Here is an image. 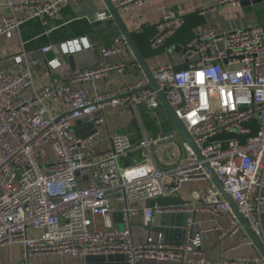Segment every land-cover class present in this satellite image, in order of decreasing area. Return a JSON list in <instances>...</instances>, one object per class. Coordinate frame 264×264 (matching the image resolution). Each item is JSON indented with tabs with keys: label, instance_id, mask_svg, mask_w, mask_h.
<instances>
[{
	"label": "built area",
	"instance_id": "1",
	"mask_svg": "<svg viewBox=\"0 0 264 264\" xmlns=\"http://www.w3.org/2000/svg\"><path fill=\"white\" fill-rule=\"evenodd\" d=\"M70 1L7 0L10 14L0 17V38L11 39L30 21L54 19ZM149 1L118 0L115 7L129 9ZM218 3L235 7L240 0ZM93 17L98 23L110 20L107 12ZM183 25L176 10L166 9L150 47L164 45ZM59 47L63 56L90 49L85 37L66 40ZM125 48L124 38L118 35L112 47L100 49L103 61L99 66L75 68L68 83L51 78L41 88L33 73L35 62L28 59L23 42L10 66L0 68V248L19 246V264L51 254L83 259L122 256L124 264H138L143 258L183 264H264L259 256L206 260L203 232L188 231L179 243L166 242L161 233L137 243L131 233L136 217L150 228L156 215L183 211L145 204L176 197L188 183L210 182L205 162L264 246L263 28L199 31L184 46L194 58L186 70L177 71L172 63L152 70L159 91L203 157L200 161L182 143V164L166 169L159 168L152 157L133 165L125 162L137 150L151 155L155 145L175 133L150 137L143 132L136 145L128 136L114 134L106 150L95 152L101 144L98 133L81 132L101 123L95 116L106 107H132L137 116V108L145 112L161 108L146 79L97 92L100 78L125 72L126 62L109 59ZM50 50L51 46H45L40 51L46 55ZM48 66L54 71L60 61L50 60ZM191 197L197 203H185L184 209L204 210L214 218L229 215L223 237L243 232L213 184ZM114 204L119 208L121 229L113 225ZM239 244L253 245L247 237Z\"/></svg>",
	"mask_w": 264,
	"mask_h": 264
},
{
	"label": "crops",
	"instance_id": "2",
	"mask_svg": "<svg viewBox=\"0 0 264 264\" xmlns=\"http://www.w3.org/2000/svg\"><path fill=\"white\" fill-rule=\"evenodd\" d=\"M84 1L82 5H79L76 0H71L61 8L54 19L46 23L38 20L30 21L11 39L1 37L0 51L3 60L0 62V68L10 66L13 56L20 51L21 42L25 43L28 59L35 62L33 73L39 88L48 85L51 78L68 83L75 68L93 69L99 66L103 61L99 53L100 49L112 47L114 39L121 34L114 25L108 23L109 21L106 23L97 22L98 25H94L96 24L93 21L95 13L87 16L90 11L94 10V6L97 7L98 12H107L101 0ZM112 1L115 5L118 0ZM6 2L7 0H0V17L10 14ZM218 2L219 0H151L139 7L122 9L120 15L152 71L157 66L166 63H172L176 67L186 66V64L193 62L194 58L188 55V52H183L181 48H184L199 31L213 29L222 32H234L256 27H261L264 31V0H259V2L240 0L239 5L235 7L228 3L219 4ZM168 8L177 11L184 19V25L164 45L151 48V41L158 35L157 25L160 23L164 11ZM80 37L86 38L90 49L63 56L59 44ZM45 46H51L50 52L46 55L40 51ZM53 59L60 61V67L54 71L48 66V62ZM109 59L114 63L122 60L126 62L127 68L122 75L112 73L96 81L97 92L115 91L128 83L145 79L127 45L120 55ZM137 113L138 116L132 107L124 109L106 107L95 116L96 119L101 118L103 121L96 126L85 127L81 132L89 135L98 133L97 137L101 140V144L94 150L95 152L106 150L109 146V138L114 134L126 135L136 145L142 141L143 132L150 137L175 133V127L162 107L153 112H145L142 108H137ZM142 151L144 153L140 150L135 151L125 163L129 165L138 164L146 156L152 157L159 168L166 169L183 162L184 151L179 139L175 142H160L151 149V155H148L144 150ZM201 183L203 181L188 183L178 196L185 203L195 205L197 202L191 197V194L210 186V182H204L207 183L205 187L200 186ZM118 210V205L114 204L112 220L114 227L121 229L122 223ZM169 214L163 213L162 216L155 217L150 228L143 227L139 217L134 218L131 226L134 241L141 243L148 236L154 237L161 233L166 242L179 243L185 239L188 231L203 232L202 250L205 259L208 261L216 262L226 257L259 256L253 245L239 244L241 238L247 237L244 231L233 236H222L228 228L229 215L214 218L204 210L192 212L189 206L183 211L174 213L178 216L174 220L166 218L165 215ZM187 221L191 222L190 228L187 227ZM21 260L22 253L19 246L11 245L0 248V264H19ZM28 264L89 263L83 258L68 254H51L30 257ZM90 264H124V261ZM138 264L183 263L165 259L143 258Z\"/></svg>",
	"mask_w": 264,
	"mask_h": 264
},
{
	"label": "water",
	"instance_id": "3",
	"mask_svg": "<svg viewBox=\"0 0 264 264\" xmlns=\"http://www.w3.org/2000/svg\"><path fill=\"white\" fill-rule=\"evenodd\" d=\"M101 1L104 5L106 11L108 12V14L110 16V20L108 23L110 25H114L118 29L121 36L124 38L125 43L127 45V48L129 49L130 53L132 54L136 64L138 65L139 69L141 70L143 76L147 80V87L151 88L153 91H155L157 99H158L161 107L163 108V110L165 111V113L169 117L170 121L172 122L173 126L175 127L176 136H178L181 143L187 144V146L195 153V155L197 156V158L200 161H203V157L201 156V154L198 151V149L196 148L193 140L189 136L185 125L177 117L176 113L171 108L169 103L166 101V99L164 98L161 91H159L157 83L152 76V71H151V68L149 66V63L147 62L146 58L143 56L142 51L136 45V43L133 39L132 33L128 30L127 26L123 22L121 15H120V9L115 7L114 2L112 0H101ZM248 1H251V2L258 1L259 2V0H248ZM84 2H85L84 0H76V3L79 5H82V3H84ZM96 12L98 13V9L96 6H94V10L90 11L87 14V16L92 15L94 13L96 14ZM95 23L96 24H94V25H98L97 22H95ZM181 50L183 52H187L186 48H181ZM188 55H190V54L188 53ZM175 68L177 71L178 70H186L187 66L182 65V66H176ZM203 167L209 176L210 183L214 185L216 190L219 192L221 198L229 205L230 209L235 214V217H236L237 221L239 222V224L241 225L246 236L252 242L253 246L255 247L256 251L258 252L259 256L262 258V260L264 262V246H263L261 240L255 234V232L251 229L248 222L240 214L238 208L236 207L234 202L231 200L230 196L226 193L225 189L223 188L221 183L218 181L215 173L212 171V169L209 167V165L207 163L203 162ZM184 204H185V202L179 196H176V197H170V198H160V199H157L155 201L151 200V201L146 202L145 205H146V207H150V208L154 207V206H158V207H163V208H172V209L180 210V209H184ZM157 216L158 215H156L155 217H157ZM165 216L168 220H170V219L174 220L176 217H178L174 213L169 214V215H165ZM184 225L186 226V224H184ZM120 260L124 261V258L122 256H109V257H105V258L104 257H92V258H86L85 259V261L89 264L94 263V262L112 263L114 261H120Z\"/></svg>",
	"mask_w": 264,
	"mask_h": 264
},
{
	"label": "rangeland",
	"instance_id": "4",
	"mask_svg": "<svg viewBox=\"0 0 264 264\" xmlns=\"http://www.w3.org/2000/svg\"><path fill=\"white\" fill-rule=\"evenodd\" d=\"M157 111V110H156ZM166 114V113H165ZM167 115V114H166ZM149 116H151V115H149ZM153 120L155 121V119L153 118ZM178 136H175V137H173V138H166L165 140H164V142H175V141H177L178 139ZM140 152H142V153H144L142 150H140ZM207 185V183H201L200 184V186H202V187H205ZM185 189V188H184Z\"/></svg>",
	"mask_w": 264,
	"mask_h": 264
},
{
	"label": "trees",
	"instance_id": "5",
	"mask_svg": "<svg viewBox=\"0 0 264 264\" xmlns=\"http://www.w3.org/2000/svg\"><path fill=\"white\" fill-rule=\"evenodd\" d=\"M253 128H254V126H253Z\"/></svg>",
	"mask_w": 264,
	"mask_h": 264
}]
</instances>
